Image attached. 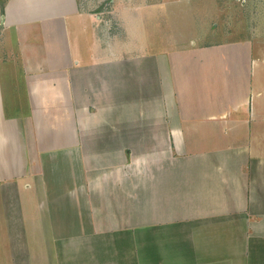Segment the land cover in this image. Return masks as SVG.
Listing matches in <instances>:
<instances>
[{
    "label": "crops",
    "instance_id": "crops-1",
    "mask_svg": "<svg viewBox=\"0 0 264 264\" xmlns=\"http://www.w3.org/2000/svg\"><path fill=\"white\" fill-rule=\"evenodd\" d=\"M88 7L0 5V264H264V57Z\"/></svg>",
    "mask_w": 264,
    "mask_h": 264
},
{
    "label": "rangeland",
    "instance_id": "rangeland-1",
    "mask_svg": "<svg viewBox=\"0 0 264 264\" xmlns=\"http://www.w3.org/2000/svg\"><path fill=\"white\" fill-rule=\"evenodd\" d=\"M89 6L92 14L99 15L107 24L110 35L122 34L130 37L128 29L123 27L136 25L140 29V37L146 34L147 14L136 12V24L132 19L131 7L148 9L157 6L156 21L152 29L156 37L158 52L169 49L177 50L184 45L197 43L201 45L224 43L226 41L251 40L252 54L264 57V0H80ZM4 2V0H0ZM88 7V8H89ZM98 17V16H97ZM134 27V28H135ZM166 39L162 41L163 37ZM146 38V37H145ZM137 38H135L136 41ZM6 39L0 35V51L5 48ZM5 50V49H4ZM8 75L2 77L5 89V102L8 114L15 112L11 104ZM12 99V98H11ZM18 109L22 114L27 112L22 100Z\"/></svg>",
    "mask_w": 264,
    "mask_h": 264
},
{
    "label": "trees",
    "instance_id": "trees-1",
    "mask_svg": "<svg viewBox=\"0 0 264 264\" xmlns=\"http://www.w3.org/2000/svg\"><path fill=\"white\" fill-rule=\"evenodd\" d=\"M0 5H1V11L3 13V9H4V2H0Z\"/></svg>",
    "mask_w": 264,
    "mask_h": 264
}]
</instances>
